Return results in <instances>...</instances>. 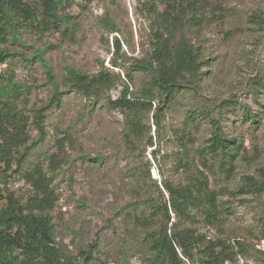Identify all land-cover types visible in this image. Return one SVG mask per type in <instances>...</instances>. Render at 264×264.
Here are the masks:
<instances>
[{
	"label": "rangeland",
	"instance_id": "374dc122",
	"mask_svg": "<svg viewBox=\"0 0 264 264\" xmlns=\"http://www.w3.org/2000/svg\"><path fill=\"white\" fill-rule=\"evenodd\" d=\"M26 1L35 7L38 22H16V34L0 43L8 54L0 74L24 89L17 103L29 121L51 93L36 54L51 66L63 95L46 111L42 139L28 126L30 139L20 147L24 158L20 166L12 160L8 177L0 179L2 193L26 204L33 190L24 173L37 163L51 178L55 201L44 213L63 259L83 264V252L89 251L88 264H148L144 236L164 219L159 206L169 196L163 182L184 184L201 171L216 192L217 217L207 221L194 209L191 218L179 219L170 210L171 220L193 229L201 240H223L235 251L241 243L244 252L223 264H264V192L234 193L244 174L258 179L264 168V0H198L200 21L183 30L205 60L197 86L183 84L172 99H156L151 110H137L136 127L126 109L113 102L126 70L130 90L148 86L150 75L132 70L128 56H143L150 47L154 15L143 3L150 1L158 12L163 5L157 0L130 5L126 0H62L56 17L49 19L39 0ZM113 59L118 67L111 65ZM66 66L88 75L109 68L113 86L97 98L86 97L66 85ZM254 79L260 85L253 86ZM210 119L218 120L238 148L232 159L205 155L203 165L199 149L212 133ZM18 256V262L23 260Z\"/></svg>",
	"mask_w": 264,
	"mask_h": 264
},
{
	"label": "trees",
	"instance_id": "16d2710c",
	"mask_svg": "<svg viewBox=\"0 0 264 264\" xmlns=\"http://www.w3.org/2000/svg\"><path fill=\"white\" fill-rule=\"evenodd\" d=\"M39 1L45 17L49 19L56 17L57 5L62 0ZM157 1L163 5L161 12H158L150 1L143 3L145 10L154 15L149 50L140 57L128 56L131 59L130 68L148 73L150 82L147 87L132 91L129 83L131 75L126 70L125 80H121L120 96L113 102L118 107L126 109L133 127L138 126L141 121L137 110H151L156 99L164 98L163 101L172 99L176 90L183 84L197 86L199 73L205 63L199 48L192 45L183 33L185 27L200 21L198 0ZM15 17L18 19L14 22ZM28 19L38 22L35 7L28 1L0 0V43L6 41L8 34H16L15 27L18 22L22 23ZM113 45L115 51L119 52L121 43L117 38ZM1 51L0 64L8 55ZM36 57L46 69L51 93L46 103L33 110L31 121L22 113L17 103L24 89L13 78L0 74V179L2 181L8 177L7 171L12 160L20 166L24 158L20 147L30 139L28 126L32 125L37 131V139H42L45 135L46 111L52 105H59L63 95V90L56 82L47 60L41 54H36ZM111 65L113 68L119 66L114 59ZM65 70L66 85L89 98L99 97L114 83L109 68L93 75L71 66H66ZM255 85H260V81L254 79L253 86ZM157 108L159 109L160 106ZM192 114V111L189 112V120ZM253 120L256 121L254 116ZM210 121L212 133L205 145L199 149L203 165H206L205 155L220 154L222 158L228 156L232 159L233 153L238 148L234 139L224 136L217 119ZM14 152L18 153L17 157H14ZM50 158L53 165H56L57 160L54 155ZM221 167H224L223 164ZM258 172V179L253 175L244 174L234 193L264 192V168H260ZM24 178L33 190V195L26 204H20L12 193L4 195L0 182V264H71L70 261L63 259L64 255L55 242L50 217L44 213L45 210L52 208L55 201L51 178L45 175L37 163L24 173ZM162 188L169 196L168 200H164L159 206V212L164 219L144 236L150 253L148 264H183L185 260L190 264H223L226 260H233L237 251L244 252L239 242H237L239 248L235 251L233 246H228L223 240H201V236L193 229L180 228L176 220H171L170 210L179 219L191 218L194 209L201 211L207 221L217 217L219 201L216 192L210 189L208 179L203 172L197 171L196 174L190 175L188 182L184 184L164 181ZM35 209L39 212H35ZM156 213L158 212L155 211L154 214ZM83 253L86 254L83 264H88L90 252ZM18 255L23 256L20 262Z\"/></svg>",
	"mask_w": 264,
	"mask_h": 264
},
{
	"label": "built area",
	"instance_id": "2783aa9c",
	"mask_svg": "<svg viewBox=\"0 0 264 264\" xmlns=\"http://www.w3.org/2000/svg\"><path fill=\"white\" fill-rule=\"evenodd\" d=\"M137 0H126L127 4L130 5L131 3H135Z\"/></svg>",
	"mask_w": 264,
	"mask_h": 264
}]
</instances>
